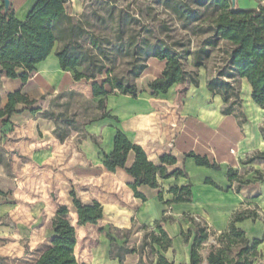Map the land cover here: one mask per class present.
Segmentation results:
<instances>
[{
  "label": "crops",
  "instance_id": "obj_1",
  "mask_svg": "<svg viewBox=\"0 0 264 264\" xmlns=\"http://www.w3.org/2000/svg\"><path fill=\"white\" fill-rule=\"evenodd\" d=\"M36 1L11 0L16 18L25 21ZM71 1L74 8L67 12L76 19L80 15L81 0ZM61 46L57 44L48 59L35 67V72L26 84L0 74V80L5 83L4 88L8 89L5 91L6 96L17 90H22L31 98H35L36 94L46 96L51 90L57 94L66 91L82 93L85 83H75L74 72L64 71L60 66L56 52ZM88 46L90 48V39ZM151 61L159 60L152 58ZM161 63L164 64L163 68L149 83L164 70L165 63ZM150 68L148 64L143 76L147 75ZM196 72L198 86L191 83L178 85L166 95L153 96L147 86L137 98L118 92L109 96L105 99L101 116L89 123L84 133L79 128L73 130L63 142L55 135L56 125L52 120L40 116L42 113L32 115L25 111L20 116L15 114L7 125H2L0 120V134H6L16 163L10 171L0 164V264H35L53 236V221L59 206H67L70 214L75 215L78 228L71 222L70 214L69 220L76 229L75 257L81 264H120L111 259V243L106 233L110 229L131 230L136 225L153 229L157 223L173 240L165 257L175 264H190L195 232L189 243L182 234L194 231L195 225L191 220L196 222L201 218L213 231L223 233L228 229L234 213L243 208L248 210L249 204L258 206L263 218L246 220L238 223L237 227L249 239L263 240L264 182L257 181L254 178L256 173L252 172L260 171L264 175V162L246 163L247 158L264 152L263 124L258 131V148L247 128L241 129L242 134L237 133L238 129H232V133H236L234 140L224 135L223 132L228 130V121L237 115V111L230 116L223 114L225 104L222 97L208 89V81L212 77L208 75L206 64L196 69ZM239 81L247 87L251 104L264 119V110L253 102L247 80ZM182 86L186 90H180ZM88 87L87 97L90 95V99L96 102L104 99L94 98L91 87ZM241 109L242 104L238 110ZM104 114H108V117L102 118ZM118 130L133 144L142 147L149 161L155 165H159L163 155L175 157L178 163L167 166L168 171L183 169L189 179L180 177L162 180L159 190L140 187L139 191L148 200L143 202L137 199L131 188L135 179L125 169L110 173L104 167V154L110 155L114 151ZM192 152L207 156L221 170L197 166L194 159L185 158L186 154ZM134 159V155L129 156L128 167L133 165ZM230 169L243 177L245 184L239 192L236 191L239 184L229 181ZM207 180L214 182L217 187L208 185ZM247 181L251 183L246 184ZM190 184L193 194L191 203L167 204L175 199L170 189ZM255 185L258 190L256 195ZM72 191L83 203L98 202L103 207L104 217L99 224L87 225L97 228L95 235L90 237L98 241L97 251H93L92 256L78 254L82 239L88 242L89 237L81 236L87 226L78 224V215L70 197ZM159 192L163 194V201L159 198ZM2 200H8L9 203H2ZM7 221H12L16 229L9 227ZM102 227L106 233L100 232ZM258 250L263 258L264 241ZM203 263L207 264V258Z\"/></svg>",
  "mask_w": 264,
  "mask_h": 264
},
{
  "label": "trees",
  "instance_id": "obj_2",
  "mask_svg": "<svg viewBox=\"0 0 264 264\" xmlns=\"http://www.w3.org/2000/svg\"><path fill=\"white\" fill-rule=\"evenodd\" d=\"M67 3L68 0H37L23 22L16 18L12 5L9 11L5 12L2 3L0 6V74L26 84L35 72V67L46 61L56 45L61 44L56 57L62 70H72L75 83L87 84L91 87L94 98H104L99 102L102 109H105V99L117 92L133 98H137L142 93L138 85L134 83L148 70L147 63H140L139 58L142 55L165 63L159 77L148 84V91L153 96L166 95L173 87L186 83L199 85L197 72L196 74L188 72L184 64L185 59L191 56L190 52L182 53L177 48V44L171 45L165 40H158L154 45L145 43L142 48H139L140 51L136 49L135 60L130 64L131 79L113 75L111 68L105 64L106 61H110V56L103 42L92 37L90 48L82 43L88 34L87 29L82 22L76 21L67 12ZM162 5L170 10L178 21L192 23L201 19L198 11L185 1L163 0ZM200 6L213 13L210 25L212 37L200 51L194 54L193 67L198 69L205 65V57L210 53L209 48H219L220 44H226L229 52L225 66L218 69L208 81V89L222 97L226 106L223 114L230 116L241 108L242 104L234 83L245 79L251 87L253 102L264 110V6L257 9L238 8L234 11L229 0H202ZM126 53L131 54V46L126 47ZM61 96L62 93L57 98ZM233 98L235 102L230 103ZM36 103L22 90L9 93L4 109L0 110L2 125L9 124L13 115L23 111H28L32 115L42 113L45 118L55 122V135L63 142L69 133L62 130V125L74 127L77 121L65 113H55L35 107ZM18 107H22L21 110H18ZM107 117L108 114L102 116V118ZM114 120L117 121V119ZM261 133L264 140V124ZM130 155H134L135 159L133 165L128 167ZM185 158L194 159L199 167L221 170L220 166L207 156L192 152L186 154ZM104 159V167L108 172L115 173L118 169H125L128 175L135 179V184L131 188L135 197L143 202H147L148 199L139 191L140 187L147 186L159 190L162 180L180 177L189 179L183 169L168 171L167 166L178 163L175 157L163 155L160 157L159 165H155L149 161L142 147L133 144L119 130L114 140V151L110 155L104 154ZM256 162H264V152L257 153L246 161L247 164ZM228 178L230 183L239 184L236 189L238 192L245 184L243 177L233 169L229 170ZM255 179L264 182V175L256 171ZM206 183L217 187L211 180H207ZM250 183L251 181L246 182V184ZM169 192L175 196V199L167 204L192 202L191 184L172 188ZM70 197L78 215L79 226L98 225L103 219V207L100 203L85 204L78 198L75 191L70 193ZM159 198L163 201L162 192H159ZM69 214L70 210L67 206L58 207L53 221V236L35 264H81L75 257L77 236L76 229L70 223ZM259 218L256 210L235 212L228 229L217 238L218 247H214L209 252L207 264H256L261 257L258 249L264 239H249L246 233L237 227V224ZM141 229L147 234L142 238V244L137 249L131 248L127 239L120 245L118 242L120 238L112 232L106 233L102 227L100 232L106 233L111 243V259L125 264L129 256H138L136 264H175L164 255L172 247L173 240L160 223H157L153 229L146 226ZM113 231L121 232L116 229ZM182 236L189 243L192 232L183 233ZM209 238L208 229L198 226L191 245L190 264H203L200 250Z\"/></svg>",
  "mask_w": 264,
  "mask_h": 264
},
{
  "label": "rangeland",
  "instance_id": "obj_3",
  "mask_svg": "<svg viewBox=\"0 0 264 264\" xmlns=\"http://www.w3.org/2000/svg\"><path fill=\"white\" fill-rule=\"evenodd\" d=\"M178 1L187 2L193 9L198 11L201 19L192 23L178 21L175 15L162 5L163 0H81L80 15L75 20L82 22L88 32L82 43L89 48V39L91 40L92 37L100 39L110 56V61H106L105 64L111 68L112 74L121 78L131 79L129 74L131 70L130 64L135 60L134 54L136 53V49L139 50L145 43L154 45L158 40H165L171 45L177 44V48L182 53L190 52L191 56L185 59L184 64L188 72L196 74V69L193 67L194 54L200 51L212 37L210 25L213 13L211 10L207 11L205 7L200 6L202 0ZM1 5L2 0H0ZM261 6H264V1L262 0H237L238 8L257 9ZM66 8L69 12L73 10L74 7L71 0H68ZM130 46L131 54L128 55L126 47ZM208 50L210 53L209 56L205 57L204 62L208 69V75L213 77L218 69L225 66L224 63L227 60V53L229 51L228 46L224 43L220 44L219 48H209ZM139 59L140 63L150 64L151 68L143 78L135 82L132 80V82L136 83L141 91H145L149 81L159 74L164 64L159 61H151L152 58H147L144 55ZM234 85L236 91L240 94V98L243 100L242 109L237 110V115H234V118L228 121V130L223 133L234 140L236 133H232V129H238L237 133L240 132L242 134L241 129L247 128L248 132H251L256 148H258L260 142L258 131L261 125L264 124V119L261 113L251 104L247 87L243 86L240 81H236ZM83 86L84 93L66 91L62 93L60 98H57L61 93L48 92L46 96H39L36 94L37 92H34L33 94H36L35 98L30 97V99L37 102L35 107L55 113H65L68 117L77 121V125L74 127L62 125L61 128L64 132L70 133L74 129L79 128L84 133L87 124L100 117L104 109L100 108L99 102L90 99V95L87 97L86 90L89 87L86 84H83ZM4 87L5 83L0 80V110L4 109L7 103L5 91L8 89ZM180 90L184 91L186 87L182 86ZM234 102L235 98L230 101V103ZM18 108V110H21L22 107ZM224 108L225 106L223 105ZM24 112L17 113L16 115L20 116ZM40 116L43 115L40 114ZM53 123L55 124L54 121ZM7 143L6 134L1 133L0 164L3 165L6 171H10L15 161L13 159L14 154L11 151L12 146ZM15 154L20 155L19 152H15ZM262 170L264 173V169ZM255 173L252 172V174ZM249 178L251 179V176ZM256 188L257 186L255 185L254 189ZM257 193L258 190L256 189L254 194L256 195ZM1 202L9 203L8 200H2ZM248 206V210H256L260 218H263L260 215L262 211L258 206L254 204H249ZM242 210H245V208ZM70 219L74 226L78 228L74 214H70ZM191 221L195 225L192 235L193 232L197 231L198 226L210 230L208 231L210 238L203 244L200 250V254L204 260L214 247H218L217 238L221 233L213 231V228H209L201 218L196 222L193 219ZM7 223L9 227L16 229V225L12 221H7ZM83 231L85 233H82V238L89 237V239L88 242L82 239L83 242L78 254L81 256L86 253L92 256L93 251H97L98 241L90 237L91 235H95L97 228L87 226ZM109 232L120 238V244L127 239L130 247L137 249L142 244L141 239L147 234L139 225H136L131 232H115L111 229ZM99 253H101V250H99ZM137 261L138 256H129L125 264H135ZM259 264H264V255Z\"/></svg>",
  "mask_w": 264,
  "mask_h": 264
},
{
  "label": "water",
  "instance_id": "obj_4",
  "mask_svg": "<svg viewBox=\"0 0 264 264\" xmlns=\"http://www.w3.org/2000/svg\"><path fill=\"white\" fill-rule=\"evenodd\" d=\"M231 2L232 10H237V0H229ZM2 3L4 5L5 12L9 11L11 8V0H2Z\"/></svg>",
  "mask_w": 264,
  "mask_h": 264
}]
</instances>
